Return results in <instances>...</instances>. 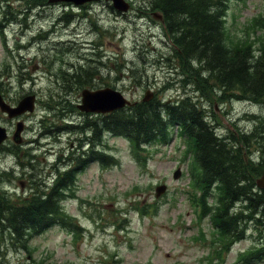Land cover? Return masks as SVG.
<instances>
[{
  "label": "rangeland",
  "instance_id": "rangeland-1",
  "mask_svg": "<svg viewBox=\"0 0 264 264\" xmlns=\"http://www.w3.org/2000/svg\"><path fill=\"white\" fill-rule=\"evenodd\" d=\"M124 1L131 7L122 14L105 2L74 7L48 1L34 6L27 0H0V74L7 85L2 93L11 104L28 93L37 97L34 112L20 117L26 130L14 141L20 147L19 158L0 151V172H13L14 176L10 180L3 178L0 188L12 200L22 198L30 189L32 179L16 180L26 172L20 165L27 161L26 151L37 162L36 182L40 181L38 175L48 177L51 165L76 168L81 156L77 152L78 156L71 155L74 152L70 149L75 148V140L84 137L77 129L71 133H44L41 121L45 113L40 101L49 95L64 96L76 108L84 89L111 88L131 102L140 101L145 92L162 101H174L188 90L194 102L204 104L221 135L231 132L237 136L252 130L257 118L264 119V107L258 103L233 100L222 104L215 97H202L201 92H207L205 88L198 91L194 85L193 92L192 86L184 88V83L174 77L173 52L162 22L151 11V0ZM7 10L16 14V21L3 20ZM263 19L264 0L230 1L224 22L227 43L237 45L248 40L253 50L257 49L264 41V35L258 37L262 35L258 31ZM39 33L44 40L32 41ZM80 66L96 74L90 85L67 92L60 72H73ZM52 120L59 128L63 121L81 127L83 116L73 110ZM0 125L8 131L4 146L9 147L15 121L9 122L0 113ZM102 143L117 164L102 167L88 162L74 173L63 199L72 224L83 231L74 234L60 226L48 228L29 240L27 250L0 244V254L4 256L0 264H264V256L240 261L248 250L264 244V240L258 242V230L253 224L248 225L246 237L232 245L228 253L221 245L213 244L216 237L211 219H199L191 203L192 157L183 158L187 141L176 128L167 144L148 147L151 156L146 169L134 159L124 139L104 135ZM89 148L84 145L81 151ZM177 169L180 177L173 179ZM160 184H165L167 191L155 198L154 189ZM208 202L212 204V198ZM196 236L203 240H194ZM219 249L220 254L216 252ZM208 258L212 263L206 262Z\"/></svg>",
  "mask_w": 264,
  "mask_h": 264
},
{
  "label": "trees",
  "instance_id": "trees-1",
  "mask_svg": "<svg viewBox=\"0 0 264 264\" xmlns=\"http://www.w3.org/2000/svg\"><path fill=\"white\" fill-rule=\"evenodd\" d=\"M44 1L48 0H27V3L35 6ZM230 1L151 0L150 8L161 15L173 52L171 61L176 65H172L174 77L184 83V88L192 86V92L194 85L198 91L205 88L207 92H201L202 97H215L222 104L241 100L264 107V41L255 50L248 40L237 45L227 43L224 22ZM12 15L7 10L3 20L16 21V14L8 18ZM260 25L259 38L264 35V19ZM31 40L41 41V34ZM95 74L92 69L81 66L72 73L61 71L60 78L66 81L68 89L60 90L79 91L91 84ZM2 77L0 74V93L7 86ZM187 92L174 101L158 98L138 101L105 116L82 114L81 127L73 126L72 121H63L60 128L54 124L52 118L60 119L73 110L76 112L66 97L49 95L40 101L45 113V120L41 121L44 133L54 134L58 130L71 133L77 129L84 136L78 150L81 156L77 158L76 168L67 165L56 169L59 173L57 178L54 176L57 180L53 185L31 180L30 189L22 198L12 200L0 188V244L27 250L31 238L54 226L80 233L82 229L72 224V218L63 208L65 190L74 181V173L90 160H97L102 167L117 164L115 156L104 149L103 136L127 141L134 159L145 169L151 156L148 147L154 143L167 144L173 128L187 141L185 155L192 157L191 200L199 219L207 216L211 219L216 237L213 244L221 245L228 252L231 245L246 237L250 224L258 230V242L263 241L264 189L256 187V180L264 174V119L257 118L252 130L239 132L237 136L231 132L218 134L215 119L206 113L204 104L194 102ZM88 133L93 136L87 138ZM84 145L90 148L81 151ZM17 149L12 145L8 152L19 158ZM26 158L20 165L27 173L32 161L28 151ZM13 177L12 172H0V181ZM211 198L213 202L209 204ZM259 245L242 255L240 261L264 256V244ZM221 249L216 252L220 254ZM3 258L0 254V260Z\"/></svg>",
  "mask_w": 264,
  "mask_h": 264
},
{
  "label": "water",
  "instance_id": "water-1",
  "mask_svg": "<svg viewBox=\"0 0 264 264\" xmlns=\"http://www.w3.org/2000/svg\"><path fill=\"white\" fill-rule=\"evenodd\" d=\"M101 0H49L53 2L73 3L75 6H80L89 2H98ZM110 2L112 7L119 13L128 11V3L124 0H103ZM152 98L151 94H146L143 101H148ZM35 97L33 95L22 98L16 107H10L5 104L0 96V110L8 115L9 118H15L21 116L27 112L31 113L34 110ZM130 103L117 91L110 88L100 90H82L81 92V103L77 106V109L83 113L92 114H107L119 109L124 108ZM22 123L16 124V130L13 136V140L17 135L22 132ZM7 133L6 129L0 126V145L6 140ZM179 172L177 171L175 177ZM256 186L260 189H264V174L256 180ZM165 186H159L156 188V197H159L165 192Z\"/></svg>",
  "mask_w": 264,
  "mask_h": 264
},
{
  "label": "flooded vegetation",
  "instance_id": "flooded-vegetation-1",
  "mask_svg": "<svg viewBox=\"0 0 264 264\" xmlns=\"http://www.w3.org/2000/svg\"><path fill=\"white\" fill-rule=\"evenodd\" d=\"M108 6H109V8L110 9H112L111 7H110V5L108 4ZM3 98H4V100L7 102V103H10L9 101H8V97L6 96V94H4L3 95ZM11 104V103H10ZM13 105V104H12ZM1 117H6L4 114H2L1 113ZM8 119V118H7ZM9 120V122L11 121V122H13L14 121V119L13 120H11V119H8ZM17 120H19V119H17ZM17 122V121H16ZM75 143H76V146H75V148H71L70 147V149H72V151H76L78 148H79V144H80V140H75L74 141ZM74 145V144H73ZM74 147V146H73ZM34 163H35V158L32 156V161H31V164H32V166H30L29 167V172H27V173H25V174H22V175H20V176H18V177H16V180H21V179H24V178H26V179H32V181L34 182V180H35V176H36V172H35V170H34ZM37 163V162H36ZM35 163V164H36ZM40 163H43V162H40ZM43 165V164H42ZM52 167H54V166H52ZM39 176V179H40V181L38 182V183H41V184H45V177H44V174H43V176L42 175H38ZM22 182V181H21ZM20 182V185L21 186H23V184ZM25 183H26V181H24ZM27 187H25L23 190H25Z\"/></svg>",
  "mask_w": 264,
  "mask_h": 264
},
{
  "label": "bare ground",
  "instance_id": "bare-ground-1",
  "mask_svg": "<svg viewBox=\"0 0 264 264\" xmlns=\"http://www.w3.org/2000/svg\"><path fill=\"white\" fill-rule=\"evenodd\" d=\"M72 25V24H71ZM127 99V98H126ZM217 133V130L215 131ZM264 162V161H263Z\"/></svg>",
  "mask_w": 264,
  "mask_h": 264
}]
</instances>
